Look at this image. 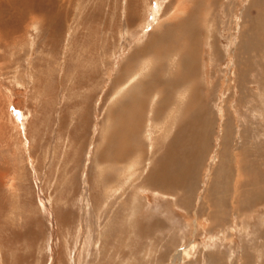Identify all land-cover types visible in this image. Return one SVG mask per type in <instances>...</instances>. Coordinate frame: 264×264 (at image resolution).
<instances>
[{
    "label": "rangeland",
    "instance_id": "1",
    "mask_svg": "<svg viewBox=\"0 0 264 264\" xmlns=\"http://www.w3.org/2000/svg\"><path fill=\"white\" fill-rule=\"evenodd\" d=\"M73 1L63 5L67 23L53 51L38 20L25 24L21 41L0 38V264H264V0H132L125 10L124 0H106L104 10H117L102 22L84 17L101 0ZM183 9L198 11L197 72L183 86L174 80V97L200 89L204 138L184 187L168 192L146 179L170 144L179 155L190 129L180 143L176 124L162 135L148 121L158 119L152 104L141 119L143 149L128 165L107 168L98 157L106 114L130 103L121 99L136 84L112 82L136 63L134 52L187 18ZM88 22L116 27L110 46L83 29ZM175 49L180 58L161 51L165 71H177ZM68 59L85 61L75 80ZM172 166L182 171L184 162Z\"/></svg>",
    "mask_w": 264,
    "mask_h": 264
},
{
    "label": "bare ground",
    "instance_id": "2",
    "mask_svg": "<svg viewBox=\"0 0 264 264\" xmlns=\"http://www.w3.org/2000/svg\"><path fill=\"white\" fill-rule=\"evenodd\" d=\"M102 1H104V3L106 2V0H101L100 5H96L93 2L97 8L94 6L93 8H91V11L87 13L88 15L84 16L86 20L92 17V19L98 22H102L104 21L103 18H107L106 11L109 17L115 16L114 12L117 10L114 7L115 4H112L111 8L105 9L106 10L105 11L104 8L106 7V5L104 8H102L104 6V3ZM67 2H71V0H58V1L57 0H0V38L9 39L12 42H14L15 40L21 41L24 38L22 33L23 30L25 29L24 28L25 24H27L30 20H38L39 22H41L43 26H45L43 28L47 29L46 31L51 36V38L48 39V44L50 45L53 51V49L56 48L57 45L61 44L62 41L60 40L64 36V28L67 23L66 18L69 12L64 8L63 5L65 3L67 4ZM72 2L74 1L72 0ZM131 3L132 0H130L129 2H126L124 0L123 3V5H125L124 10L128 8L129 5H131ZM49 4L51 7L47 9V5ZM53 5L54 7H52ZM139 5H141L140 1L139 3L132 4L131 7H138ZM194 9H189L187 12H185V9H183L181 13L185 14L187 18L181 20V22L171 23L172 26L171 30L169 29L167 31L162 32L163 33L162 36L158 35V37L162 40V42L161 40H157L158 37H154L152 40H150L149 43L145 44V46L142 47L140 51L134 52L130 60L132 62H135L134 60H136V63L132 66L128 65L129 68L125 66L122 75L120 77L121 80L118 79L120 80L118 83L113 85L112 82L111 89H116L117 86H120L121 84H123V86L125 84L126 86H128L130 84V81L133 82V80L134 82H136V84L131 88L129 93L123 99H121L122 101L123 100L129 101L130 103H128L125 106L122 105V107L118 109L117 113H115L114 110L116 109L114 107L118 108L120 104V101H118V103L114 105L113 108L109 111V113L106 114V118H107L106 121L109 125L107 126L108 128H106L107 132L106 129L104 131L106 133L104 137L102 138L101 136L104 143L102 147V152L98 157L102 162L101 165H104L107 168H112V166H114L116 163L119 164L123 163V165H128L127 160L130 158V156L138 153L139 150L141 151L143 149V146H140L142 145L141 144L142 140L141 138H139L141 135V133L139 132L141 119L143 118V113H145L144 110L148 108L149 104H152L153 111L151 118H153V115H157L158 119L156 120L155 118L154 119L150 118L151 120L148 121H152V123L153 121H155L156 124L159 125V127L162 126L161 128V130L163 129L162 135L167 134L168 136L173 130L174 124H176L175 129L179 128V130L177 134L174 132L176 134L174 140H177L179 138L178 143H180L182 141L183 142L185 141L186 133L185 135L183 134L184 129L185 130H187V128L190 129L189 138H187V142L184 143L183 145L179 144V151H178L179 155L176 156L177 152L175 151V148H177L178 144L177 145L170 144L169 147H167L166 152L163 149V151L166 153L165 156L164 157L162 156L163 159L159 161V163L157 162L158 163L157 167L154 166L155 169L153 168L154 170L150 173V176H148L146 179L145 183L148 184V186L152 185L157 188H160L161 190L167 189L168 192L172 191L174 188L179 189L181 187L182 188L184 187L185 185L184 182H186V180L188 179L190 171L193 168V166H191L190 163L191 162L193 163V161L195 160V157L197 156L196 155L197 150L200 151V144L198 145V142L200 141L201 143L204 138V128H203L204 124L202 123L204 117V111L200 109L204 107L205 103L201 101L202 99L200 100V95L198 94L200 92V89L197 86L193 89L188 85L187 87H190V90L186 91L185 93H181L182 95L180 96L179 100L182 99L181 103H183L185 102V98H186L185 96H187L185 103L187 106L185 105L186 109H184L182 113H180L181 114L180 117H179V112L178 111L175 112V105L179 101L178 97H174L175 94H177V92L175 91L180 92L179 88L181 86L179 84L183 86L184 83L185 85L190 79L195 77L197 72V60H195V56H194L197 54L196 51L197 48L194 45L197 46L198 34L196 31L197 28L193 26L192 22H194L195 18H197L198 11ZM137 13L138 12L127 13L128 20H130L131 17ZM70 14H72V12ZM189 23L190 25L193 26L194 30L189 26ZM94 24L95 23L88 22L87 24H85L86 28L83 29L88 31L89 33L94 31V35L96 36L97 35L100 36L101 34H103V37H105L104 38L105 42L103 43V45L110 46L115 36L116 27L112 26L111 23H107L106 25L107 30H106L104 26L100 24H96V25ZM43 28L41 29V31L44 30ZM100 28L103 30V32L100 30ZM198 30L200 29L198 28ZM108 31L110 33L109 35L107 33ZM168 35L170 37H167ZM199 35L201 34L199 33ZM192 36H194L193 37L194 39L191 38ZM174 38L178 40V43L175 44L173 42L171 45H167L171 42L167 40L172 39L173 41H175ZM107 39L110 40L111 42L110 45H108ZM158 44L160 45L157 47ZM163 47L168 48V51L170 52L169 55H167V57L169 56L171 58H173L172 52L175 54V58L179 57L177 54L178 49H175L176 47L182 48L179 53L181 56V61L184 62V65L181 63L179 59V61H177V66H178L177 71L176 70L173 71L172 68L171 71H169L170 67L169 68L167 67L168 70L165 67L166 71L164 70L162 66L163 65L162 61L164 58L161 59L162 56L161 51ZM78 60L79 61L81 60L80 56ZM66 63L69 64L70 67V73H69L70 76H74V75L76 76V73H78L81 70V67H85L84 65L85 61L83 63L82 61L77 63L76 61H72L68 59ZM151 64H153L152 66L153 71H151L152 69L148 71ZM133 73H138V74L144 73L146 76L143 75V79L141 78L138 79L137 78L138 76H136ZM78 75H80V73ZM75 76H74V80H75ZM84 77L85 76L83 72L81 75V80H79L78 78V80L75 82V91L78 94L82 92L83 88L85 87L83 86L81 88V86L84 85ZM181 77H182L181 82L179 84L178 83L175 84L174 80L177 79L179 80ZM136 79H138V81H136ZM147 79L149 80L145 86L144 80ZM122 91H124V89H122ZM157 91L159 92V94ZM147 93L152 94L151 98L148 97ZM92 97L91 96L88 97V100H91ZM156 98L159 99L158 103L157 100H155ZM154 102L157 103L155 111H154V107H155ZM81 105H83V102L81 103ZM84 106L86 108V104L83 105L82 107L84 108ZM176 109H178V107H176ZM111 112L112 114H110ZM186 115L189 119L188 124L186 123V125L183 126L182 128L180 124L185 120ZM190 115L193 116V120L191 121L189 117ZM180 139L182 140L180 141ZM181 160L184 162V168L182 171L179 170L174 171L173 168L174 166L169 167V165L172 164L173 162L176 161L182 162ZM167 161H169L168 164ZM131 163H133V161ZM109 170H113V169H109Z\"/></svg>",
    "mask_w": 264,
    "mask_h": 264
}]
</instances>
